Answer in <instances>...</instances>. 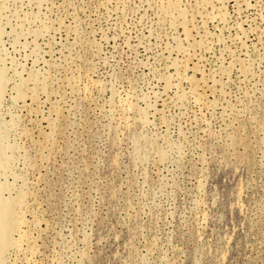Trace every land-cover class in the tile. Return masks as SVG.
<instances>
[{"label": "rangeland", "instance_id": "rangeland-1", "mask_svg": "<svg viewBox=\"0 0 264 264\" xmlns=\"http://www.w3.org/2000/svg\"><path fill=\"white\" fill-rule=\"evenodd\" d=\"M2 215L0 264H264V0H0Z\"/></svg>", "mask_w": 264, "mask_h": 264}, {"label": "bare ground", "instance_id": "bare-ground-1", "mask_svg": "<svg viewBox=\"0 0 264 264\" xmlns=\"http://www.w3.org/2000/svg\"><path fill=\"white\" fill-rule=\"evenodd\" d=\"M3 214V213H2ZM5 216V214H4ZM2 215V219L4 217ZM8 216L4 217V219L0 220L1 229V241H0V252L10 243V234L15 230V222L11 219V217L7 218Z\"/></svg>", "mask_w": 264, "mask_h": 264}]
</instances>
